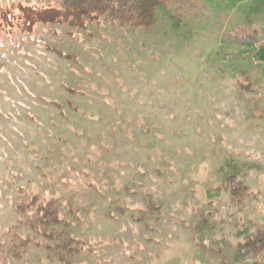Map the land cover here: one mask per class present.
Wrapping results in <instances>:
<instances>
[{"label": "rangeland", "instance_id": "rangeland-1", "mask_svg": "<svg viewBox=\"0 0 264 264\" xmlns=\"http://www.w3.org/2000/svg\"><path fill=\"white\" fill-rule=\"evenodd\" d=\"M45 7L56 0H0ZM85 30L0 24V264L58 199L80 264H244L264 250V0H144ZM140 13V17L138 14ZM132 18V19H131ZM137 18V23L132 20Z\"/></svg>", "mask_w": 264, "mask_h": 264}, {"label": "trees", "instance_id": "trees-1", "mask_svg": "<svg viewBox=\"0 0 264 264\" xmlns=\"http://www.w3.org/2000/svg\"><path fill=\"white\" fill-rule=\"evenodd\" d=\"M142 2L144 0H56V5L45 7L18 4L15 11L12 7L0 9V24H5L9 28L15 26L22 33H30L37 24L53 23L85 30L89 24L98 25L103 19L121 17L128 19L129 22L130 17L124 11L140 12ZM132 23L136 24L137 18H134ZM17 190L23 198L14 207L25 215L18 223L33 230L38 239L20 237L13 232L17 229L16 225L9 227L7 231L12 232L14 257L19 259L21 252L26 251L28 243L32 242L35 246L51 251L55 260L62 264H80L72 261L70 257L88 252L89 248L85 247L81 239L72 236L65 229L66 221L59 211L58 199L40 193L28 195L19 186ZM0 249L1 257L6 260L9 257V248L5 244H0ZM244 264H264V250L257 259Z\"/></svg>", "mask_w": 264, "mask_h": 264}]
</instances>
